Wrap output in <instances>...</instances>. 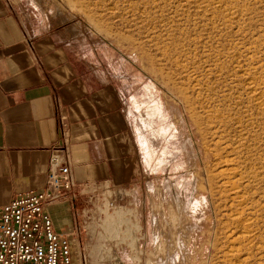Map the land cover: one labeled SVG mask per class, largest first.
<instances>
[{"label": "rangeland", "instance_id": "1", "mask_svg": "<svg viewBox=\"0 0 264 264\" xmlns=\"http://www.w3.org/2000/svg\"><path fill=\"white\" fill-rule=\"evenodd\" d=\"M13 2L55 67L115 93L128 178L81 193L70 173L57 200L78 263L264 264V0Z\"/></svg>", "mask_w": 264, "mask_h": 264}, {"label": "crops", "instance_id": "2", "mask_svg": "<svg viewBox=\"0 0 264 264\" xmlns=\"http://www.w3.org/2000/svg\"><path fill=\"white\" fill-rule=\"evenodd\" d=\"M23 14L13 0H0V204L44 187L56 145L65 148L81 193L128 178L129 159L119 149L117 134L112 135V107L106 110L109 118L103 116L104 106L115 97L113 89L88 90L69 69L55 67L54 37L39 35L29 13L25 22ZM71 208L74 204L60 201L49 205L57 229L70 231ZM70 245L72 249V238ZM72 259L79 264L74 253ZM84 263L112 261L89 254Z\"/></svg>", "mask_w": 264, "mask_h": 264}, {"label": "built area", "instance_id": "3", "mask_svg": "<svg viewBox=\"0 0 264 264\" xmlns=\"http://www.w3.org/2000/svg\"><path fill=\"white\" fill-rule=\"evenodd\" d=\"M71 186L66 150L56 145L44 187L0 204V264H73L70 233L55 227L48 210L75 199Z\"/></svg>", "mask_w": 264, "mask_h": 264}, {"label": "bare ground", "instance_id": "4", "mask_svg": "<svg viewBox=\"0 0 264 264\" xmlns=\"http://www.w3.org/2000/svg\"><path fill=\"white\" fill-rule=\"evenodd\" d=\"M131 108H132V107H131ZM129 109H130V108H129ZM167 165H169V162H167ZM169 173H170V172H169ZM179 173H180V172H179ZM163 175H164V174H163ZM166 175H167V174H166ZM170 176H173V175H170ZM171 189H172V188H171ZM172 191H173V190H172ZM174 194H176V193H174ZM191 194H192V193H191ZM55 202H56V201H55ZM52 203H54V202H52ZM52 203H51V204H52ZM51 204H50V205H51ZM51 216H52V215H51Z\"/></svg>", "mask_w": 264, "mask_h": 264}]
</instances>
